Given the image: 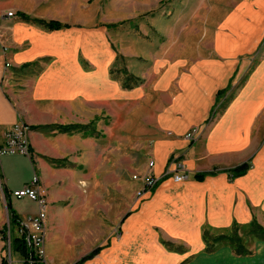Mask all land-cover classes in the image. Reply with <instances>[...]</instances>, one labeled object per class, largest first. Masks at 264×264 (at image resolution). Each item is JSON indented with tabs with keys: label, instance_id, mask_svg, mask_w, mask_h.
Instances as JSON below:
<instances>
[{
	"label": "crops",
	"instance_id": "1",
	"mask_svg": "<svg viewBox=\"0 0 264 264\" xmlns=\"http://www.w3.org/2000/svg\"><path fill=\"white\" fill-rule=\"evenodd\" d=\"M20 14L24 13L10 19L0 17V143L7 128L19 122L27 124L31 158L8 155L0 159V264H5L4 258L8 253L11 257L12 251L20 255L13 245L14 239L21 240L17 236L18 222L37 212L35 203L9 193L23 188L34 175L40 184L47 185L51 159L63 158L61 155L88 137L82 131L45 132L33 127L87 125V108L106 96L113 101L121 90L107 72L113 49L100 47L89 56L80 41L60 38L84 26L51 19L70 28L48 31L40 24L22 20ZM221 22L214 34V59L182 63L167 71L168 79L176 76L177 94L160 119V128L164 126L172 135L157 139L152 150L158 181L142 198L138 211L129 212L121 222L133 216L149 221L152 234L140 252L164 261L152 264H201L239 257L227 245L204 253L203 230L226 233L234 223L242 227L253 219L263 227L257 215L264 214V0H241ZM179 69L183 70L180 74ZM165 84L166 79L161 77L156 89L162 91ZM191 127L201 128V134L194 142H187L182 135ZM175 155L185 166L187 178L182 182L162 177ZM244 163L250 165L245 174L230 179L227 171ZM198 174L205 176L196 180ZM11 213L16 223L10 222ZM51 215L49 202L46 231ZM129 222V237L114 245H98L104 247L83 264H97L98 257L115 259L120 253L122 257H136L126 248L136 230L132 227L134 220ZM8 226L9 246L4 230ZM156 227L163 232L153 231ZM49 234L50 230L45 237L46 253ZM161 239L183 246L184 251L165 249ZM254 248L255 254L250 257H264L263 241ZM47 260L54 262L51 257Z\"/></svg>",
	"mask_w": 264,
	"mask_h": 264
},
{
	"label": "rangeland",
	"instance_id": "2",
	"mask_svg": "<svg viewBox=\"0 0 264 264\" xmlns=\"http://www.w3.org/2000/svg\"><path fill=\"white\" fill-rule=\"evenodd\" d=\"M240 1L0 0V17L8 12L14 15L21 12L32 18L84 26L83 30L60 38L80 41L87 47L89 56L96 54L100 47L113 49L114 58L108 61L107 72L109 79L121 89L113 101L106 96L102 102L87 108V123H93V133L74 145L75 149L61 155L63 158L51 159L48 164L49 182L41 183L48 207L50 202L52 209L46 231L47 235L50 230L46 259L51 257L54 262L47 260L48 264H72L98 245L119 243L121 238L129 237L130 220H134L132 227L136 230L126 248L136 257H122L120 253L115 259L98 257L97 264L162 261L160 257H144L140 252L145 246L143 242L152 234L149 221L143 216H131L121 222L129 212L138 211L142 198L149 193L144 180L155 177L152 150L157 139L172 135L164 126L160 128L161 113L177 94L176 76L168 79L167 71L182 63L214 59L215 31ZM120 23L110 30L100 27ZM124 70L140 78L135 89L123 88L127 79L122 74ZM182 72V69L177 71ZM161 77L166 79L162 91L159 87L156 89ZM25 125L30 131L29 125ZM199 127H191L182 137L194 142L201 134ZM193 129H198V134L192 140L187 139ZM171 158L162 177L173 179L176 172L170 169H174V164L183 166L181 172H185V166L178 160L179 156ZM257 216L264 227V214ZM153 231L163 232L158 227ZM243 231L240 229L239 235ZM161 242L166 243L162 239ZM246 242L252 250L250 256L254 255V246L259 241L247 236ZM172 246L164 245V248L184 251L181 245ZM224 246L220 244L218 248ZM261 253L264 254V249ZM250 256L228 257L226 261L211 259L201 264H264V257ZM11 260L20 264L21 256L12 251Z\"/></svg>",
	"mask_w": 264,
	"mask_h": 264
},
{
	"label": "built area",
	"instance_id": "3",
	"mask_svg": "<svg viewBox=\"0 0 264 264\" xmlns=\"http://www.w3.org/2000/svg\"><path fill=\"white\" fill-rule=\"evenodd\" d=\"M4 16L5 18L10 19L15 15L12 12H8L5 13ZM29 133L30 131L28 127L20 122L7 128L3 133V141L0 143V159L3 156L8 155H22L30 159L31 153L29 149ZM197 134L198 129H193L192 132L186 137L187 139L192 140ZM173 163L175 162L173 161ZM182 167L183 166H181V164H174V169H170L176 172L173 175V180L175 182H182L187 178V176L181 172L182 170H180ZM150 168H153V163H150ZM170 170H167V173L170 172ZM144 181L146 192H150L156 185L158 179L149 176ZM0 187L1 189L3 188L1 179ZM9 195L20 200L26 199L37 205V212L35 215L26 216L24 219H22V221L18 222L19 226L17 228V236L24 242L27 251L29 252V258L25 260L27 264H48L45 252V225L47 219L48 202L47 196L40 184L39 178L34 175L23 188L11 191ZM5 237L7 240V246H9L11 239V229L9 226L5 231ZM4 263L12 264L9 253L8 257L4 258Z\"/></svg>",
	"mask_w": 264,
	"mask_h": 264
},
{
	"label": "trees",
	"instance_id": "4",
	"mask_svg": "<svg viewBox=\"0 0 264 264\" xmlns=\"http://www.w3.org/2000/svg\"><path fill=\"white\" fill-rule=\"evenodd\" d=\"M20 18L26 22H32V23H37L45 27L48 31H58L62 29H68L70 28L69 25L63 24L61 22L55 21V20H43V19H35V18H30L29 16L25 14H20ZM105 25V26H100L104 27L107 30L114 29L118 25ZM126 75V80L123 83V88L128 90L132 89L135 86H137L138 79L133 77L132 75L128 74L125 72ZM93 126V123H89L87 125H49V126H38V127H33L34 129L37 130H48L52 131L55 130L59 133H71L74 131H82L86 132L87 134H92L93 129H91ZM250 165L248 163H244L240 166H237L233 169H230L227 171L229 178H236L239 176H242L245 174V172L249 169ZM205 174H198L195 176L196 180H202L204 178ZM10 222L16 223L17 218L11 213V219ZM243 229V235H239V230ZM253 237L259 241L264 242V228L257 223L256 220H252L249 224L246 226H240L239 224L234 223L232 228L228 230L226 233H213L210 230H203L202 232V242L204 245L203 252L206 254L213 253L214 251L217 250L218 246L220 244L227 245L231 252L239 257H245V256H250L252 254V251L248 249L247 247V242H246V237ZM14 249L20 253V256L22 258V263L21 264H27L25 260L29 258V252L27 251V248L24 244L23 241L14 239L13 241ZM163 245L166 246H172V244L169 243H163ZM104 246H98L95 248L92 252L87 254L85 257L82 259L78 260L74 264H83L87 260L92 259L96 254L100 252V250ZM172 248H174L172 246ZM177 249V248H176ZM180 249V248H178ZM177 249V250H178ZM177 252L176 250H173Z\"/></svg>",
	"mask_w": 264,
	"mask_h": 264
}]
</instances>
